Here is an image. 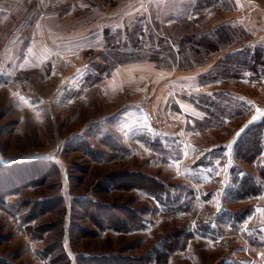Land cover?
Returning a JSON list of instances; mask_svg holds the SVG:
<instances>
[{"label": "rangeland", "instance_id": "obj_1", "mask_svg": "<svg viewBox=\"0 0 264 264\" xmlns=\"http://www.w3.org/2000/svg\"><path fill=\"white\" fill-rule=\"evenodd\" d=\"M219 26L244 30L229 51L264 56V0H0V264H264L261 66L221 76L224 51L179 64L182 37ZM258 121L261 151L233 158ZM112 136L126 150L110 159ZM88 200L142 225L98 226Z\"/></svg>", "mask_w": 264, "mask_h": 264}, {"label": "trees", "instance_id": "obj_2", "mask_svg": "<svg viewBox=\"0 0 264 264\" xmlns=\"http://www.w3.org/2000/svg\"><path fill=\"white\" fill-rule=\"evenodd\" d=\"M188 23L187 21H184ZM191 33V32H190ZM196 32H192L189 35H185L182 37V39L179 41V51L178 55L180 57L179 64H192L193 62H202L205 58L211 56L213 53H216L218 51H224L222 53V56L220 57V62L217 64V72L220 73L221 76H226V75H237L241 73V69H248L250 70V73H256L258 68L255 69L254 67L256 65H260L261 69L260 71L264 74V56H263V49L261 47L255 48V50L252 51H243L242 49H235L229 51L230 47H236L237 45H240L244 42V30L238 28L237 26H219L217 29H214L212 33H201L200 31H197L198 34H195ZM144 34H142L143 36ZM149 36L151 37L152 41H156L155 43H160L159 47L161 46V52L168 56L170 62H175V52L173 48L170 46L168 43V40L159 38L158 36H155L153 32H150ZM110 41H117V39L120 38V36H117V38H113L111 35ZM197 41V42H195ZM127 42L124 41L121 42V44H126ZM190 44H193L190 47ZM117 49L112 50L114 54L117 55V57H122V58H135L137 55H140V53L135 52L133 50L131 51H123L119 49L120 42L117 44ZM157 45V44H156ZM141 47V46H139ZM190 51V53L186 52V48ZM183 48V49H182ZM189 54V55H188ZM190 55L192 56V60L190 61ZM191 63H190V62ZM260 61V62H259ZM258 67V66H257ZM215 72L216 71H211L209 73ZM260 73V72H259ZM217 75V74H216ZM252 75V74H251ZM258 76V75H257ZM255 77V76H251ZM262 121L258 122H253L252 124H249L245 129H243L235 139L233 143V153L232 156L233 158L238 154V152L242 151H247V149L251 150L253 155L259 153L262 149V142H261V136H262ZM250 134V135H249ZM245 136H250V139H248V142H244ZM243 139L244 146H240V141ZM106 142V141H105ZM107 143V142H106ZM242 143V142H241ZM249 143V144H248ZM108 147L112 150L111 155L107 153V156H110V159L113 157H119L122 155L124 150H126L122 145H120L117 141V139L112 136L109 139V142L107 143ZM240 144V145H239ZM110 150V151H111ZM104 155V154H103ZM0 165L3 167L6 166H11L12 164H2L0 162ZM12 168V167H11ZM12 170V180L14 181L16 177L18 176V171L17 169L15 170L14 168ZM263 170V169H261ZM247 176H242L241 178H246ZM244 185V192L247 191L249 186L251 189H254L251 181L248 183V185ZM242 185V186H243ZM148 195L152 196L155 198L158 203H160L163 207L166 209H171L174 204H176V200L178 196L173 195L166 190V188H161V187H143L142 188ZM250 194H252V191H249ZM5 192L1 190L0 187V200L2 195H4ZM90 206L95 205V211L93 210L91 212L92 214V219L94 223L98 226L101 227H109L112 229L116 230H122V231H130L137 229L141 227V220L139 215H136L131 211L130 213L127 214L126 219H118L116 216L111 215V216H101L102 210L104 207L101 206V208L98 206V204L92 203L91 200L87 201ZM177 207V206H176ZM180 207V206H179ZM85 208V207H84ZM191 232L184 229L183 232L180 234L179 241L182 238L186 240L189 236H191ZM175 241L174 240H168L166 241L167 244H171ZM164 243V242H163ZM183 242L178 244L179 246H182ZM166 245V244H165ZM169 246V245H168ZM164 247H167L164 246ZM158 248V247H157ZM159 251V253H158ZM163 250L158 248L153 250V255L156 259V254H162ZM164 254V253H163ZM162 254V255H163ZM151 255V254H150ZM145 257L143 256L141 261H138L137 263H130L128 262L127 264H144L145 263ZM103 264L105 262H102ZM109 264V262L105 263Z\"/></svg>", "mask_w": 264, "mask_h": 264}, {"label": "snow or ice", "instance_id": "obj_3", "mask_svg": "<svg viewBox=\"0 0 264 264\" xmlns=\"http://www.w3.org/2000/svg\"><path fill=\"white\" fill-rule=\"evenodd\" d=\"M254 119H255V117H254Z\"/></svg>", "mask_w": 264, "mask_h": 264}]
</instances>
